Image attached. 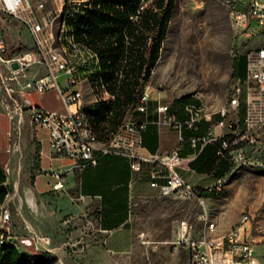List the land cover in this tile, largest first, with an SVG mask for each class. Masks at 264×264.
<instances>
[{"label": "rangeland", "instance_id": "obj_1", "mask_svg": "<svg viewBox=\"0 0 264 264\" xmlns=\"http://www.w3.org/2000/svg\"><path fill=\"white\" fill-rule=\"evenodd\" d=\"M225 1L175 0L158 74L152 82L153 91L173 96L194 94L211 112L227 105L235 79L247 74L248 57L240 56L236 60L238 71L234 79V60L252 43L236 35ZM67 18L63 14V27L70 26ZM60 20L55 19V30ZM13 23L25 28L18 19ZM34 49L35 45L13 46L11 53ZM37 70L38 67H33L28 74L31 76ZM38 72L43 74L45 70ZM21 79H27L23 73ZM36 98L35 102L42 107L64 109L56 90L47 91L42 97L36 94ZM8 100L0 81V166L8 177L4 202L11 211L5 229L6 240L10 239L8 242H13L24 258L35 264H176L179 257L171 250L170 240L176 237L181 221L189 220L196 236L202 235L205 225L199 217L205 207L197 198L159 193L137 197L131 207L134 247L125 254L109 253L104 247V233L99 230L93 209H89L94 204L79 198L74 188L50 190L53 182L50 168L44 169L52 164L47 129L33 125L29 117L18 124V117H10ZM238 114L243 120L244 103ZM255 155L262 158L258 152ZM61 162L66 161L57 159L53 164ZM206 207L211 221L216 223L213 235L226 232L239 217L248 213L251 217L248 237L261 255L264 250V161L231 162L222 189L206 197ZM33 235L50 237L49 248L27 246L24 241Z\"/></svg>", "mask_w": 264, "mask_h": 264}, {"label": "built area", "instance_id": "obj_2", "mask_svg": "<svg viewBox=\"0 0 264 264\" xmlns=\"http://www.w3.org/2000/svg\"><path fill=\"white\" fill-rule=\"evenodd\" d=\"M69 3V12H77V0H66ZM151 3L144 0L137 20ZM229 13L232 14L236 24V35L239 39L251 40L264 32V0H229ZM65 6V5H64ZM32 0H0V16L5 19H18L22 21L35 40V49L11 53L6 34L0 27V81L6 89L7 108L10 117H18V124L24 123L29 117L35 126L48 131V143L51 159H68L72 168L83 169L98 164L103 155L115 153L128 158L131 170L140 172L144 169V162L149 161L152 167L149 171L152 187L159 189L163 196L182 195L195 197L205 207L200 214V220L205 227L200 236H196L195 227L189 220L183 219L179 225L176 237L170 240L173 253L185 252L190 264H264V250L258 254L254 243L249 239L251 217L243 214L226 232L224 238H211V231L216 230V223H212L210 212L206 207V197L201 195L202 189L216 191L223 187L224 178L208 187H197L188 183L177 171V167L185 162L178 149L169 152H150L143 154V133L149 124V102L152 99V78H141V91L135 94L137 106L135 113L129 118L127 126H120V132L113 135L107 147H96L86 144L81 138L78 129L77 109L84 102L83 93L80 92L77 77L79 62L74 56L59 58V53L53 44V35L37 20ZM64 12V11H63ZM129 34H127L128 39ZM128 51H126L127 53ZM248 57L247 74L235 79L232 101L226 111L209 116L191 115L188 112L186 119H179L177 114L170 111V105H158L161 121H168L179 132L181 141L185 140L184 128L195 132L201 130L202 121L222 129L220 134L208 133L194 135L190 138L192 145L201 142L202 146L218 140L217 154L228 158L231 162L254 163L264 161V45L258 47L249 45L244 52ZM125 54L123 55V57ZM17 62L19 66L14 67ZM122 62V58H121ZM33 67L44 69L40 74L38 70L29 75ZM147 67V66H146ZM68 74L67 84L72 90L67 92L62 85V75ZM26 77L24 81L21 74ZM154 70H152L153 76ZM119 75V70L116 73ZM54 89L62 100L64 109H49L35 103L32 98L34 92L44 94ZM119 96V91H111L108 95ZM245 104L246 115L242 120L239 109ZM199 109H204L199 104ZM143 115L144 117H141ZM219 115L218 117H216ZM11 133V130H10ZM258 152L262 158L257 157ZM53 179L52 190H63L67 187V170L51 167L49 171ZM164 178L161 182L159 179ZM11 211L6 219L0 223V242L6 241L5 229L10 222ZM27 246L47 249L51 244L50 237L33 235L24 241ZM178 264H186L180 262Z\"/></svg>", "mask_w": 264, "mask_h": 264}, {"label": "crops", "instance_id": "obj_3", "mask_svg": "<svg viewBox=\"0 0 264 264\" xmlns=\"http://www.w3.org/2000/svg\"><path fill=\"white\" fill-rule=\"evenodd\" d=\"M65 1L33 0L37 20L52 33L53 40L56 41V52L60 55L59 58H64L66 53L67 56H70L67 42H65L66 40L62 33ZM52 2L55 5H52ZM59 18L61 19L60 24L55 30L54 21ZM13 20L0 16V27L6 34L10 48L13 46L19 48L21 46L35 45L33 35L27 26L20 28L13 23ZM75 40L86 43L76 35ZM251 43L252 45L264 43V32L256 35ZM64 51L66 52L64 53ZM239 57L240 55L236 57V60ZM77 61L80 68L76 73L79 81L76 87L83 90V108L94 124L96 131L101 137L104 136L103 138H105L109 130L118 128L120 123L130 115V105L135 101V93L138 89L137 79L144 66H142L140 60V63L133 65L129 74L131 79L125 81L124 87L120 90L118 101L112 104L106 98L101 97L96 75L90 74L89 69L82 67L78 59ZM158 65L159 61L155 66L152 82L158 74ZM67 79L68 74L65 72L62 75V85L67 92H70L72 89L68 87ZM106 79L111 84L110 89L114 91L116 88L115 81L112 82L107 77ZM36 94L38 95L39 93L34 92L32 94L34 101L37 99ZM42 95L44 94H40L41 97ZM186 95L189 94L173 96L170 93H165L164 91L155 92L152 89V99L149 102V124L143 133L141 151L143 154H148L150 152L164 153L178 149L182 157L185 158V162L177 167V171L188 183L204 188L216 183L221 178H225L231 167V161L215 153L219 146V141L217 140L210 142L205 149L201 142H198L196 146L190 142V138L194 135L208 134L210 132L220 134L222 132L220 127L212 126L207 121H202L201 130L198 133L192 129L184 128L183 135L185 140L181 141L179 132L171 123L161 121L158 113V105L161 103L169 104L171 107L170 111L176 113L179 119L183 120L188 117L186 106L191 103H198L183 100L182 97ZM191 95L193 98L199 99L200 103L203 104L200 98L194 94ZM35 103L39 105L38 102ZM109 105H112V107L109 108ZM63 108H65L64 105ZM140 116L144 117L143 115ZM43 152L47 155V152L44 150ZM48 156L52 164L49 167H44V169L55 167L67 170L66 188H74L79 198L94 204V207L89 209H93L99 230L104 233L103 243L105 249L112 254L129 253L135 244V234L131 223V207L134 198L160 194L158 188L152 187L151 177L148 174L152 163L145 161L142 171L133 172L127 157L109 153L103 155L95 166L76 169L72 168V163L68 159H61L66 162L54 165L53 162L60 158L51 159L50 151ZM159 180L163 182L164 178ZM50 190H52V187ZM182 253H177L179 260L176 264L180 262L190 264L187 255Z\"/></svg>", "mask_w": 264, "mask_h": 264}, {"label": "trees", "instance_id": "obj_4", "mask_svg": "<svg viewBox=\"0 0 264 264\" xmlns=\"http://www.w3.org/2000/svg\"><path fill=\"white\" fill-rule=\"evenodd\" d=\"M142 1L91 0V4L86 6V14L78 16L76 21H71L78 27L75 35L87 44H91L98 51L102 65L108 69L105 75L108 74L106 77L112 82L115 81V69L125 52L126 34L130 35L133 44L144 46L136 58L141 59L143 66H147L148 75L145 77L146 79L150 78L152 68L161 58V50L169 30L175 0H155L157 10L147 7L143 11L141 22L138 24L131 20L130 16L137 11ZM69 13L67 1L63 14ZM150 38L151 45H148ZM244 55L241 54L240 56ZM234 66L233 76L235 77L238 71L236 58ZM182 99L201 104L200 100L193 98L191 94L183 96ZM111 107L112 105H109V108ZM215 153L217 154V150ZM7 179L6 172L0 166V204H3L7 197ZM216 193L217 191L202 189L200 194L211 197ZM0 264L35 263L24 258L15 245L7 244L0 247Z\"/></svg>", "mask_w": 264, "mask_h": 264}, {"label": "bare ground", "instance_id": "obj_5", "mask_svg": "<svg viewBox=\"0 0 264 264\" xmlns=\"http://www.w3.org/2000/svg\"><path fill=\"white\" fill-rule=\"evenodd\" d=\"M88 2H89V0H77V4H78L77 12H74V14H73V12H70L69 14H67V16H69V18H67V20H70L73 22V21L77 20L78 16L85 15L86 14V6L88 5ZM227 2H229V0L225 1L226 6L229 10ZM143 5H144V0L142 1V4L137 9V11H135L134 13L131 14L130 18L134 22H136V20H137V12H140V10H142ZM148 7H151V8H154L155 10H157V7L155 5V0H151V3ZM142 14H143V12L140 15V21L137 22L138 24L141 22ZM230 18H231L233 26L236 28L235 20L233 19L232 14H230ZM77 29H78V27L76 25H74V23H71V22H70V26H64L62 28V33H63L64 38L66 40L65 42H67V47H68L70 56H74V58L78 59L80 61L82 67L89 69L90 74L96 75L97 83L99 84V90H100L101 97L106 98L107 100H109L111 102V99L108 96V95H111V91H112L110 89L111 84L106 79V75H108V74L105 75V73L108 71V69H105V67L102 65V61L100 59V55H99L98 51L95 48H93L91 46V44L89 45L87 43H82V42H78L75 40V32ZM126 39H127V34H126ZM130 39H131V37L129 35L127 42L125 44V52H124L125 56L122 57V62L120 60V62L118 63V65L115 69V83L114 84H115L116 88L114 91H119V94H120L121 88L124 87L123 85L125 84V81L127 79H131L129 77V74H130V70L133 67V65L135 63H140L139 59H137L136 56L144 48V46H142V45L133 44ZM148 45H151V38L148 42ZM126 51H128V52L126 53ZM64 58H66V55ZM141 64H142V62H141ZM79 68L80 67L77 66V70ZM118 70H119V75H116ZM152 70H155V67L152 68ZM152 70H151L150 78H152ZM147 75H148L147 74V67L144 66L142 68V71L140 72V75L138 76V79H137L138 81L136 80L138 82V89H137L135 94H138L141 91V78L146 77ZM80 92L83 93V90L80 89ZM118 97L119 96H113V101L111 103L116 102ZM230 101H232V95L230 96L227 105L221 107L216 112H211V114H219V112H221V111H226L228 104H230ZM198 105L199 104H196V103L188 104L186 106V110L188 112H191V115L209 116V111L206 109L205 105H204V109H199ZM136 106H137V99L135 98L134 103H132L130 106V115L120 123L118 128H116L114 130H109L106 137L103 138L104 136L101 137L99 135V133L96 131L95 126L92 123L91 119L89 118V116L85 112V110L83 108V103L79 104L78 109H77V117L79 118L78 119V129L81 132V138L86 140V144H90L92 146H96V147H107V146H109L111 143V140L113 139V135L120 132V126H127L128 125L129 118L132 117V115L134 114ZM220 189H222V187H219L218 189H216V191H219ZM9 212H10V209L8 207H5V202L3 204H0V223L6 219V215H8ZM242 219H243V215L241 217H239L238 220H242ZM212 223H215V222L212 221ZM213 231L214 230L211 231V238H224V235H226V232H230V228L226 232L219 234V235H213L212 234ZM8 241L6 240V241H3L2 243L0 242V247L2 245L13 244V242L9 243ZM13 245H15V244H13Z\"/></svg>", "mask_w": 264, "mask_h": 264}, {"label": "water", "instance_id": "obj_6", "mask_svg": "<svg viewBox=\"0 0 264 264\" xmlns=\"http://www.w3.org/2000/svg\"><path fill=\"white\" fill-rule=\"evenodd\" d=\"M19 64L17 62L14 63V67L17 68Z\"/></svg>", "mask_w": 264, "mask_h": 264}]
</instances>
